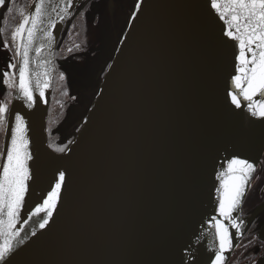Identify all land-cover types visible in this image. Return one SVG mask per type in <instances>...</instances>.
Listing matches in <instances>:
<instances>
[{
    "label": "water",
    "instance_id": "obj_1",
    "mask_svg": "<svg viewBox=\"0 0 264 264\" xmlns=\"http://www.w3.org/2000/svg\"><path fill=\"white\" fill-rule=\"evenodd\" d=\"M82 2L73 0L60 20L57 12L66 0H51L41 25L53 33L51 46L38 32L29 53L33 106L13 89L6 123L14 126L15 113L24 118L33 157L28 207L42 202L58 171L66 176L49 225L18 224L27 239L6 264H210L218 245L210 218L220 219L219 174L232 158L256 169L233 213L243 221L242 235L229 224L233 245L264 211L263 202L243 215L263 166L264 118L253 117L244 101L239 109L231 104L236 42L225 34L211 0H135L96 94L60 152L49 145L47 131L55 50L64 24ZM49 20L56 27L50 28ZM42 61L49 63L41 67ZM11 63L17 64L18 83L19 57ZM45 71L49 86L41 98L35 81H42ZM256 237L264 244V225ZM237 247L225 253L226 264ZM258 251L259 246L254 254ZM251 264H264V246Z\"/></svg>",
    "mask_w": 264,
    "mask_h": 264
},
{
    "label": "snow or ice",
    "instance_id": "obj_2",
    "mask_svg": "<svg viewBox=\"0 0 264 264\" xmlns=\"http://www.w3.org/2000/svg\"><path fill=\"white\" fill-rule=\"evenodd\" d=\"M51 0H37L33 5L34 11L25 14L19 10L23 17L18 26L11 32L12 41L15 43L16 56L19 57L18 83L15 74L3 72V83L10 88H16L27 99L31 108L35 103L33 95V82L30 75L29 53L33 50L37 33L42 32L43 37L51 46L53 33L44 30L41 25L45 23V17L49 15L47 9ZM6 0H0V6H5ZM73 0H66V6L57 12L60 20L65 19L72 7ZM139 4L136 5L138 9ZM211 8L219 15L227 26L226 35L232 41L234 49H238L235 55L234 72L231 76V88L228 93L231 104L241 108V102H246L247 111L253 117L264 118V0H211ZM11 11V9H9ZM56 12V8L52 9ZM50 28L56 27L53 20H49ZM4 47H9L7 41ZM44 44L35 47L37 55L40 54ZM77 48L79 45L76 46ZM69 52L73 49L69 48ZM48 61H42L43 67ZM8 68L17 69L16 63H9ZM44 79L35 81V89L39 90V97L45 96V89L49 86V73H43ZM60 78L64 79L63 73ZM260 97V99H257ZM7 103H0V127L4 129L6 143L0 146V262H7L14 254L17 244H24L27 236L21 237L22 228L17 227L22 223L27 225L30 221L38 224L40 229H45L53 217V211L57 202L61 199L62 186L65 183V172L58 171L54 186L42 197V202L29 208L26 195L29 193V182L33 179L29 161L33 159L29 148L30 140L28 128L24 118L14 114V126L6 123L5 114L8 113ZM65 151L63 147L57 149ZM256 171L253 163L247 160L232 158L227 163V168L219 174L220 186L216 189L219 194L218 208L220 219L215 216L210 218L212 228L215 230V238L218 241L216 250L210 253V264H226L233 245V233L242 235V220H238L233 213L243 203V197L247 189L251 187L252 174ZM26 217V218H24ZM228 222V223H225ZM32 236H36V230H32Z\"/></svg>",
    "mask_w": 264,
    "mask_h": 264
},
{
    "label": "flooded vegetation",
    "instance_id": "obj_3",
    "mask_svg": "<svg viewBox=\"0 0 264 264\" xmlns=\"http://www.w3.org/2000/svg\"><path fill=\"white\" fill-rule=\"evenodd\" d=\"M33 0H7L0 11V30L9 47L0 50V103L8 109L13 89L3 83V72L16 74L8 68L11 57L10 37L20 19L19 10L27 12ZM135 0H83L69 16L59 36L55 50V70L51 102L47 117L49 145L57 150L65 148L78 130L103 77L122 33ZM11 9V11H9ZM79 45L77 48L76 46ZM73 49L69 52L68 49ZM63 73L65 78L61 79ZM8 113L5 114L7 120ZM4 142V129L0 127V146ZM255 182L243 206L244 217L264 202V158ZM257 228L251 231L252 226ZM264 225V211L254 220L242 238L230 264H251L263 251V242L257 233ZM260 251L255 255L257 247Z\"/></svg>",
    "mask_w": 264,
    "mask_h": 264
},
{
    "label": "rangeland",
    "instance_id": "obj_4",
    "mask_svg": "<svg viewBox=\"0 0 264 264\" xmlns=\"http://www.w3.org/2000/svg\"><path fill=\"white\" fill-rule=\"evenodd\" d=\"M25 14L27 13V12H24ZM22 16H20V19H19V21L17 22V24H15V26H14V28L16 27V26H18V24L20 23V21L22 20ZM13 28V29H14ZM13 31V30H12ZM10 44H11V49L13 50V52L16 54V52H15V43L12 41V38L10 37Z\"/></svg>",
    "mask_w": 264,
    "mask_h": 264
},
{
    "label": "trees",
    "instance_id": "obj_5",
    "mask_svg": "<svg viewBox=\"0 0 264 264\" xmlns=\"http://www.w3.org/2000/svg\"><path fill=\"white\" fill-rule=\"evenodd\" d=\"M16 24H17V23H16ZM256 228H257V225L254 224V225L252 226V228H251V231L255 230Z\"/></svg>",
    "mask_w": 264,
    "mask_h": 264
},
{
    "label": "built area",
    "instance_id": "obj_6",
    "mask_svg": "<svg viewBox=\"0 0 264 264\" xmlns=\"http://www.w3.org/2000/svg\"><path fill=\"white\" fill-rule=\"evenodd\" d=\"M12 74H13V73L11 72L10 75H12ZM15 79H16V74H15ZM12 89H14V88H12Z\"/></svg>",
    "mask_w": 264,
    "mask_h": 264
}]
</instances>
